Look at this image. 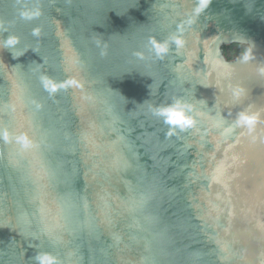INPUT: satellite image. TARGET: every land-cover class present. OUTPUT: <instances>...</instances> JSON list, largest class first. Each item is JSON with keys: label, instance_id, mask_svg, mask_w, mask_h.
<instances>
[{"label": "water", "instance_id": "obj_1", "mask_svg": "<svg viewBox=\"0 0 264 264\" xmlns=\"http://www.w3.org/2000/svg\"><path fill=\"white\" fill-rule=\"evenodd\" d=\"M45 255L264 264V0H0V264Z\"/></svg>", "mask_w": 264, "mask_h": 264}, {"label": "clouds", "instance_id": "obj_2", "mask_svg": "<svg viewBox=\"0 0 264 264\" xmlns=\"http://www.w3.org/2000/svg\"><path fill=\"white\" fill-rule=\"evenodd\" d=\"M17 37L9 36L5 41V47L13 46L17 43ZM153 115L164 117L169 125L181 126L183 124H191V118L185 117L184 105L182 101L175 100L167 105L158 106L153 109ZM53 257L45 255L42 257V264H53Z\"/></svg>", "mask_w": 264, "mask_h": 264}, {"label": "trees", "instance_id": "obj_3", "mask_svg": "<svg viewBox=\"0 0 264 264\" xmlns=\"http://www.w3.org/2000/svg\"><path fill=\"white\" fill-rule=\"evenodd\" d=\"M224 51H225V54L228 55L229 59H234V58H232V56H230L227 46L224 47ZM240 53H242V52H240Z\"/></svg>", "mask_w": 264, "mask_h": 264}, {"label": "snow or ice", "instance_id": "obj_4", "mask_svg": "<svg viewBox=\"0 0 264 264\" xmlns=\"http://www.w3.org/2000/svg\"><path fill=\"white\" fill-rule=\"evenodd\" d=\"M54 90V89H53ZM245 119H247V117H245ZM249 122H251V121H249Z\"/></svg>", "mask_w": 264, "mask_h": 264}]
</instances>
